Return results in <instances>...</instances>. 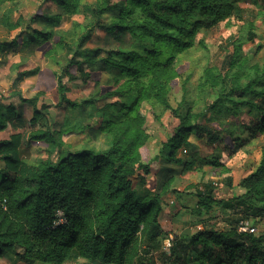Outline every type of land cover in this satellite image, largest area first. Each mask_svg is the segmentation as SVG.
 <instances>
[{"label": "trees", "instance_id": "obj_1", "mask_svg": "<svg viewBox=\"0 0 264 264\" xmlns=\"http://www.w3.org/2000/svg\"><path fill=\"white\" fill-rule=\"evenodd\" d=\"M17 1L0 0V10L6 3L13 5ZM48 1L61 8L64 16L76 12L81 4V0ZM237 1L96 0L90 6L94 18L74 44L68 45L69 42L59 35L53 46L73 47L74 51L60 74H55L58 103L70 113L74 109L83 110L85 105L95 108L94 103L101 95H118L120 100L108 105L113 108L119 105L117 111L121 110L122 114L118 118L113 112L103 114L95 125H79L69 114L58 128L50 122L23 134L12 133L7 140L0 141L3 161L0 167V255L11 253L29 264H62L78 258L82 260L75 264H138L140 259L153 263L152 257L147 258L149 248L156 240L164 239L170 243L169 264H184L192 254L190 262L193 264H209L212 260H218L217 264H228V260L230 264H264V235L239 231V223H230L225 230L195 233L189 240L165 231L158 218V196L141 193L131 179L137 175L145 183L152 161L161 156L166 161L180 163L182 160L175 155V150L188 133L216 140L215 128L209 125L211 116H216L212 113L215 110L235 116L244 107L259 110L251 133L253 136L264 133V108L255 101L262 99L264 103V66L247 68L241 58L242 45L255 38L250 31L252 23L247 35L242 32L232 40L233 51L223 71L213 67L204 70L203 85H199L202 89L217 90L215 101L205 109L194 112L188 107L182 113L179 109H171L167 98L171 81L179 77L180 54L197 44L198 29L213 26L230 16ZM259 1L263 6L264 0ZM12 11V8L0 11V29L8 33L25 23L21 15L12 19ZM38 16L39 23L42 21L40 29L29 24L27 31L13 39L0 37V55L18 45L19 36L25 48L50 39L53 35L51 24L44 23L45 16ZM97 27L116 31V39L128 33L130 43L118 44L104 56L96 53L78 59L84 51L83 45ZM198 44L204 46L202 42ZM46 54L59 64L51 50ZM100 63L109 73L110 82H106L109 89L101 95L99 89L80 102L69 99L63 77L67 76L69 81L81 77L86 82ZM72 67L76 73L71 71ZM27 72H17L13 84L17 85ZM227 82L229 90L224 94ZM134 91L136 99L129 103L128 94ZM38 98L39 94L30 98L21 96L17 107L13 103L0 104V130L10 125H24L23 122L35 124L43 117V110L49 108L46 103L38 108ZM142 100L170 108L178 121L173 135L162 143L158 154L147 161L141 152L148 140L143 126ZM186 101L184 91L181 102ZM23 104L32 109L28 119L21 108ZM86 128L99 131L107 140V147L95 150L83 146L72 150L65 145L62 135L79 133ZM223 129L231 139L229 125ZM35 144L43 146L46 156L32 163L23 154ZM230 144L227 143L226 148ZM190 166L184 164L186 168ZM231 181V177H227L228 185ZM239 185L244 192L229 198L211 197L214 187L208 184L202 189L196 185L194 192L204 206L214 204L264 217V146L259 165L243 177ZM57 211L62 212L64 221L54 224ZM143 242H148V248Z\"/></svg>", "mask_w": 264, "mask_h": 264}, {"label": "rangeland", "instance_id": "obj_2", "mask_svg": "<svg viewBox=\"0 0 264 264\" xmlns=\"http://www.w3.org/2000/svg\"><path fill=\"white\" fill-rule=\"evenodd\" d=\"M95 2L96 0H81L78 10L70 16H64L63 10L48 0H18L13 5L6 3L0 10L12 8V19L21 15L25 20L20 28L9 33L0 29L2 39H13L22 31H27L29 24L31 27L40 29L42 21L39 23L37 19L40 14L45 16L44 23L51 24V31H53L49 40L31 48H25L19 36L18 45H14L7 53L0 55V104L13 103L17 107L20 105L19 97L30 98L39 94L37 107L39 108L42 103L49 105L47 110H43V117L35 124L29 125L23 122L24 125H10L8 128L1 129L0 141L7 140L12 133L23 134L48 125L50 122L58 128L65 116L69 114L79 125L82 123L95 125L103 114L109 115L110 112H113L116 118L122 114L121 110L117 111L119 105L114 108L108 105L119 101L120 96L103 97L101 95L109 89L106 87V82H110L109 73L104 70L101 63L91 72L86 82L81 77L73 81H69L67 76L62 79L68 87L67 97L73 101L80 102L95 95L100 89L101 98L95 101V108L85 105L83 110L74 109L69 113L68 109L58 103L55 74H60L74 48L65 46L60 49L59 46H53V43L61 35L67 43L69 42L68 45L74 44L77 37L84 32L85 27L94 18V12L90 6ZM235 3V9L230 16L217 21L213 26L199 28L195 39L197 44L180 54L179 77L171 81L167 95L171 109H179L178 112L183 113L189 107L195 112L205 109L208 104L215 101L218 97L217 90L200 87L203 85L204 70L208 67L222 71L225 69L229 60L228 56L233 51L232 40L242 32L247 35L250 23L253 25L250 31L255 34V38L242 45L241 58L247 68L264 66V4L262 6L259 0H238ZM116 36V31L109 32L97 27L83 45L84 51L77 58L83 59L86 55L96 53L98 56H104L106 51L118 44L130 43L128 33H123L117 39ZM199 42H202L204 46L198 44ZM49 50L59 64L48 57L46 52ZM70 69L73 73L77 72L74 67ZM24 70L28 71L25 77L14 85L16 73ZM242 80L245 82V78ZM228 90L229 84L226 85L224 94H227ZM184 91L187 101L182 103ZM128 97L129 103L135 100V91L133 94L129 93ZM255 101L263 106L262 109L264 108L262 99H255ZM140 106L144 109L143 126L148 135L147 143L141 152L143 159L147 161L157 155L162 143L173 135L178 121L170 108L159 106V104L155 106L145 100L140 101ZM21 108L25 113V119H28L32 114L31 107L23 104ZM258 112L259 110H249L248 107H244L238 110L235 116L215 110L212 113L216 116H211L209 125L215 128L216 140L209 141L205 136L199 137L194 133H188L175 150V155L182 160L180 163L166 161L161 156L152 161L150 171L145 176V183H142L137 175L131 177L133 186L141 193L150 192L158 196L160 205L158 218L165 231L181 235L189 240V237L195 233L206 232L209 229L225 230L229 228L230 223L237 225L242 220L253 222L259 231L264 228L263 216L246 214L245 210H228L214 204L204 206L194 192L196 185L202 189L204 184L214 187L211 197L215 199L229 198L232 194L240 195L244 192L239 182L257 168L261 159V149L264 146V133L256 136L251 133L252 123ZM207 113L211 115L210 111ZM225 125H229L231 139L226 136L227 132L223 129ZM62 140L72 150L83 146H89L95 150L107 147L105 137L99 131H92L89 128L79 133L62 135ZM227 143H232L229 148H226ZM23 155L26 156L27 161L34 163L42 160L46 153L43 146L35 144L27 154ZM185 163L191 164L190 168L184 167ZM0 167H3L1 158ZM229 176L232 179L231 185L226 183ZM146 243L148 242H143L145 248ZM169 246L168 240H156L150 246L147 255V258L152 257L154 262L140 259L138 264H169L167 259ZM193 255L184 264H193L190 262ZM220 255L225 259L222 253ZM81 260L80 258L68 259L62 264H75ZM228 261L227 263L230 264ZM217 263L218 260H212L209 264ZM0 264L29 263L14 254L3 252L0 255Z\"/></svg>", "mask_w": 264, "mask_h": 264}, {"label": "built area", "instance_id": "obj_3", "mask_svg": "<svg viewBox=\"0 0 264 264\" xmlns=\"http://www.w3.org/2000/svg\"><path fill=\"white\" fill-rule=\"evenodd\" d=\"M63 221H64V218L62 216V212L57 211V218L54 221V224H59ZM238 229H239V231H242V232H249V233H253L256 235H258V234L264 235V228L261 231H259L253 222H248L246 220H242L239 223Z\"/></svg>", "mask_w": 264, "mask_h": 264}, {"label": "crops", "instance_id": "obj_4", "mask_svg": "<svg viewBox=\"0 0 264 264\" xmlns=\"http://www.w3.org/2000/svg\"><path fill=\"white\" fill-rule=\"evenodd\" d=\"M33 147V146H32ZM28 153V152H27ZM25 159H26V156L24 155Z\"/></svg>", "mask_w": 264, "mask_h": 264}]
</instances>
